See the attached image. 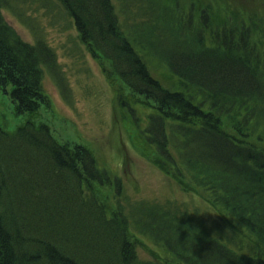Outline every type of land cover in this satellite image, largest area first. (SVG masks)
<instances>
[{
  "label": "trees",
  "instance_id": "16d2710c",
  "mask_svg": "<svg viewBox=\"0 0 264 264\" xmlns=\"http://www.w3.org/2000/svg\"><path fill=\"white\" fill-rule=\"evenodd\" d=\"M59 1L117 101L143 95L135 102L155 108L147 126L133 119L153 160L185 189L207 190L223 224L197 220L171 201L127 206L120 176L99 167L89 146L60 140L38 119L49 105L43 73L57 66L56 52L42 34L28 41L6 20L3 9L25 0H0V96L27 118L13 128L0 120V264H160L140 258L131 226L175 264H264V43L249 21L220 26L207 8L195 12L197 2L174 16L178 26L161 41V21L148 15L141 43L179 77L174 89L151 73L113 0ZM164 42L168 48L157 49ZM106 187L112 203L99 194ZM237 232L252 239L253 252L234 243Z\"/></svg>",
  "mask_w": 264,
  "mask_h": 264
},
{
  "label": "rangeland",
  "instance_id": "374dc122",
  "mask_svg": "<svg viewBox=\"0 0 264 264\" xmlns=\"http://www.w3.org/2000/svg\"><path fill=\"white\" fill-rule=\"evenodd\" d=\"M113 2L123 32L142 55L151 73L170 88L180 87L179 77L149 46L141 43V29L150 14L161 21L163 37L165 35L161 41H169L168 29L178 26L174 16L184 17L191 6L194 7L198 2L195 12L207 8L213 23L220 26L227 20V24L249 21L254 37H257L254 40L264 43V0ZM3 14L24 39L35 41L36 35L42 34L56 52L57 66L51 67L55 71L45 69L43 73L42 83L49 105L45 104L38 111V119L47 122L52 133L60 140L89 146L99 167L107 169L114 176H120L124 183L123 193L127 206L132 200L144 198L171 201L179 209L193 213L197 220L211 225L223 224L219 213L207 199V190L185 189L184 184L171 172L165 171L153 160L152 151L143 142L142 133L133 119H138L139 125L147 126L150 123L149 114L154 113L155 108L146 102H135L145 101L143 95L130 100L121 97L130 102H121V99L117 101L115 88L97 58L80 40L73 18L59 0H25L24 3H16L13 9L4 8ZM161 38L157 36L155 40ZM169 45L164 42L157 49L168 48ZM7 100L8 96H0V120L6 127L13 128L27 118L24 114H15L12 104ZM130 105L133 106L132 111ZM189 179L185 177V181ZM99 194L113 202L112 188H102ZM131 230L136 234L133 238H138L136 246L140 258L160 264H175V257L161 243L136 231L133 226ZM224 232L230 237L233 234L227 225L224 226ZM233 240L245 251H254V243L246 233L237 232Z\"/></svg>",
  "mask_w": 264,
  "mask_h": 264
},
{
  "label": "clouds",
  "instance_id": "9594fccd",
  "mask_svg": "<svg viewBox=\"0 0 264 264\" xmlns=\"http://www.w3.org/2000/svg\"><path fill=\"white\" fill-rule=\"evenodd\" d=\"M195 243V234H193V240H192V244Z\"/></svg>",
  "mask_w": 264,
  "mask_h": 264
}]
</instances>
